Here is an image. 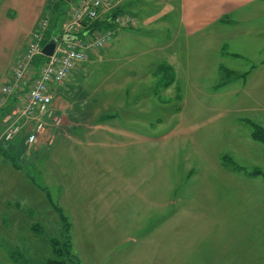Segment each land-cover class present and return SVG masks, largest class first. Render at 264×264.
<instances>
[{"label":"rangeland","instance_id":"1","mask_svg":"<svg viewBox=\"0 0 264 264\" xmlns=\"http://www.w3.org/2000/svg\"><path fill=\"white\" fill-rule=\"evenodd\" d=\"M51 1L0 0V90L26 26L49 12L47 42L62 30L66 12ZM171 4H158L149 25L119 30L96 65L71 77L86 81L63 91L62 125L48 121L31 147L25 131L0 143L19 169L2 166L0 151V264H264V176L253 174L264 173V144L251 135L264 126L262 57L224 62L242 77L180 67L167 87L157 69L175 49Z\"/></svg>","mask_w":264,"mask_h":264},{"label":"built area","instance_id":"2","mask_svg":"<svg viewBox=\"0 0 264 264\" xmlns=\"http://www.w3.org/2000/svg\"><path fill=\"white\" fill-rule=\"evenodd\" d=\"M124 1L71 0L66 11L67 20L58 36L53 37L60 40L50 57L43 55V44L51 16L46 14L40 20L25 52L13 67V81L0 90V104L16 95L19 100L9 115L0 142H14L26 132V145L31 147L46 133L48 121L56 128L60 126L62 119L56 116L53 106L55 90L82 70L91 56L103 52L119 30L137 27L136 19L119 11ZM98 21L107 22L108 27L93 28ZM41 57L45 59L37 66L36 60ZM26 86L28 89L23 94Z\"/></svg>","mask_w":264,"mask_h":264},{"label":"crops","instance_id":"3","mask_svg":"<svg viewBox=\"0 0 264 264\" xmlns=\"http://www.w3.org/2000/svg\"><path fill=\"white\" fill-rule=\"evenodd\" d=\"M162 3L178 5V30H176V34L174 32L175 39L171 43L174 44L173 48L175 49L166 53L165 62L160 63V65L168 64L174 70L176 79L180 76L178 70L180 67H190L202 63L204 66L216 65L219 76L228 72L232 77H242L245 73L240 74L236 69L227 68L225 70L224 62L229 59H243L246 53L251 51H255L262 57L259 64L264 68L262 55L264 54V0H126L119 11L126 15H133L134 18L136 17L135 19H138L137 22L140 21L141 24L147 26L149 21L157 19L156 15L149 16V14H152L151 11ZM68 4L70 5L69 2ZM52 9L54 13L58 10L56 7ZM38 24L35 27L34 23L28 28L26 26L24 31L25 46L22 52H19L17 61L25 52L30 36ZM178 44L179 47H176ZM203 52H210V56H205ZM192 56H194L193 59ZM94 58L96 56H91L88 64L96 65L100 59L94 60ZM15 64L12 65V70ZM12 81L13 77L9 80V83ZM85 81L84 77L78 75L75 76V79H67L64 83L65 86L63 88L58 87L54 92V108L59 110L58 112L60 110L66 111L62 100L64 98L63 91H67L71 86L78 84L83 87ZM6 102L5 106L7 105L8 110L12 113L19 103L18 95L10 97ZM6 118H9V114ZM2 156L5 158V161H1L2 166L4 164L9 165L6 162L7 156L5 154ZM9 166L13 168L11 165ZM11 170L19 173L17 171L19 169L16 167ZM9 174L11 175V173ZM23 183H25V179H23Z\"/></svg>","mask_w":264,"mask_h":264},{"label":"trees","instance_id":"4","mask_svg":"<svg viewBox=\"0 0 264 264\" xmlns=\"http://www.w3.org/2000/svg\"><path fill=\"white\" fill-rule=\"evenodd\" d=\"M59 2V3H58ZM68 2L70 3V0H60V1H54L52 0L51 1V6L52 8H58V10L56 11V14H58L60 16L61 13L63 12H66L67 10H65L64 8V11H63V7L66 6V5H69ZM56 3H58V5H56ZM55 4V5H54ZM69 7V6H68ZM46 14H50L49 12H47ZM51 16V14H50ZM93 28H99V29H102V28H106L108 27V24L107 22H101V21H98L96 22L93 26ZM44 43H47V40H45ZM45 59V57H41L39 59L36 60V65L39 66L41 62H43ZM162 71L163 73H166L168 75L165 76V78L169 77V81L165 83V85L168 87V86H171L172 83L175 81L174 79V70L168 65V64H161L159 66V68L157 69V73ZM158 75V74H157ZM229 82V81H228ZM227 82V83H228ZM3 115L4 114H9L11 111L7 109H3ZM251 135H252V138L257 141V142H260L262 144H264V126H260V125H256V124H253V128H252V131H251ZM24 139V138H23ZM18 140V139H17ZM21 141H24L25 143V139L24 140H21ZM2 143V142H0ZM0 151H2V153L4 154H7V159H9L11 162L14 163V166L18 167L17 164L14 162L15 161V156H12V155H8L10 154L4 147H1L0 146ZM253 174L255 175H263L264 176V173H262L261 170L257 169ZM55 243V242H54ZM58 242H56L54 244L57 245ZM54 250L56 252V254L59 256L60 254H63L64 250L58 248V247H54ZM65 252H68L67 250H65ZM71 254V253H70ZM72 256V255H71ZM50 264H66L65 262L63 261H60V260H55V261H51Z\"/></svg>","mask_w":264,"mask_h":264},{"label":"water","instance_id":"5","mask_svg":"<svg viewBox=\"0 0 264 264\" xmlns=\"http://www.w3.org/2000/svg\"><path fill=\"white\" fill-rule=\"evenodd\" d=\"M59 40V37L52 38L50 41H48V43L45 44L43 47V55L45 57H50L53 55Z\"/></svg>","mask_w":264,"mask_h":264}]
</instances>
